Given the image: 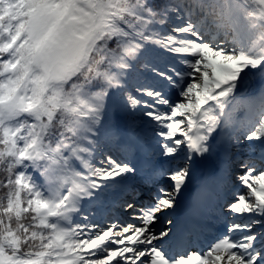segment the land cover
Wrapping results in <instances>:
<instances>
[{"label":"snow or ice","instance_id":"snow-or-ice-1","mask_svg":"<svg viewBox=\"0 0 264 264\" xmlns=\"http://www.w3.org/2000/svg\"><path fill=\"white\" fill-rule=\"evenodd\" d=\"M0 264H264V0H0Z\"/></svg>","mask_w":264,"mask_h":264}]
</instances>
